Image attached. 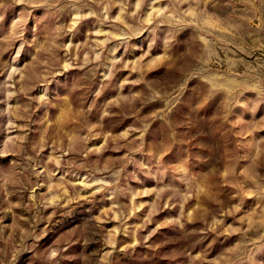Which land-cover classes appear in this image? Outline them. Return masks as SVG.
Returning a JSON list of instances; mask_svg holds the SVG:
<instances>
[{
	"label": "rangeland",
	"instance_id": "1",
	"mask_svg": "<svg viewBox=\"0 0 264 264\" xmlns=\"http://www.w3.org/2000/svg\"><path fill=\"white\" fill-rule=\"evenodd\" d=\"M0 264H264V0H0Z\"/></svg>",
	"mask_w": 264,
	"mask_h": 264
}]
</instances>
